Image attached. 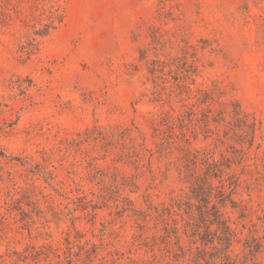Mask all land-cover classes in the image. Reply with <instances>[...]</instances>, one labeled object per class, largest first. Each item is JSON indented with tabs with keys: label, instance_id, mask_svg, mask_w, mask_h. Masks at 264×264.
<instances>
[{
	"label": "rangeland",
	"instance_id": "obj_1",
	"mask_svg": "<svg viewBox=\"0 0 264 264\" xmlns=\"http://www.w3.org/2000/svg\"><path fill=\"white\" fill-rule=\"evenodd\" d=\"M207 155L264 264V0H0V264H215Z\"/></svg>",
	"mask_w": 264,
	"mask_h": 264
},
{
	"label": "trees",
	"instance_id": "obj_2",
	"mask_svg": "<svg viewBox=\"0 0 264 264\" xmlns=\"http://www.w3.org/2000/svg\"><path fill=\"white\" fill-rule=\"evenodd\" d=\"M234 111L232 114L239 113L238 115H244L246 117L247 115L240 110L239 106L233 104ZM237 116V115H236ZM212 123L215 124V120H212ZM188 142V143H187ZM186 143L189 145V140L186 141ZM191 147V144H190ZM206 163V169L207 172H204L203 177L195 178V187H193V191H195L196 198L198 197V201L203 204L202 208L199 211V216L202 217V219L207 218L210 220V225H215L217 229L216 234H218V231L220 232V236L218 238L219 244L221 246H225L226 252L222 256L215 258V264H226L228 261H230V256L233 254L234 251V242L235 239L237 240V232L236 229H232L229 225V222L224 220V217L222 214H220L218 208L215 207V203L211 204V195L214 196L215 194H212L208 190H212L214 187V179H215V170L211 169L213 166H215V161L211 160L210 156H204ZM210 170V172H209ZM197 183V184H196ZM202 187V188H198ZM195 188V189H194ZM218 197H221V195L218 194ZM218 199V198H216ZM219 203V202H218ZM231 203V202H230ZM221 204V203H220ZM231 209H236V207L232 206ZM238 243H241V240H237ZM248 242V243H247ZM209 243V242H207ZM249 240H246L242 243V252H247L249 256H255L260 251L258 246H251L249 245ZM257 247V248H256ZM235 264V262H233Z\"/></svg>",
	"mask_w": 264,
	"mask_h": 264
}]
</instances>
